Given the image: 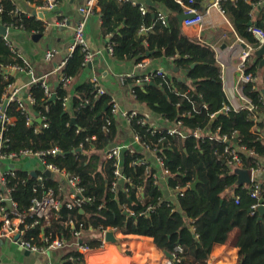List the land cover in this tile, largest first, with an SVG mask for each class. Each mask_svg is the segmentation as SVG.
<instances>
[{
    "label": "trees",
    "instance_id": "16d2710c",
    "mask_svg": "<svg viewBox=\"0 0 264 264\" xmlns=\"http://www.w3.org/2000/svg\"><path fill=\"white\" fill-rule=\"evenodd\" d=\"M153 1L163 2L173 13L167 16L164 23L157 11L154 10V14L149 10L142 13L139 4L131 0H98V4L103 32L112 43L115 58L133 57L138 62L146 57H173L174 63L186 75L185 80L178 75L164 80L154 78L143 85L133 86V90L140 103L157 110L168 121L174 123L180 120L181 128L188 132L187 136L168 134L165 129L151 133L148 124L138 123L137 118L131 119L140 142L149 149L157 150V155L163 159L165 168L169 170L168 184L182 188L177 196L179 208L162 198V192L154 182L153 170L148 168L147 162L138 163L143 160L142 153L138 151H123L121 173L126 178L124 189H110L118 178L111 160L101 159L104 148L113 143L116 134L108 94L96 96L92 81L82 83L75 88L69 112L62 104L66 88L59 79L53 99L37 82L29 87L34 98L31 106L34 117L30 124L26 123L25 114L18 108L17 102L11 101L6 106V114L15 118L4 131L8 138L6 150L18 152L28 148L37 151L58 147L60 152L47 156V161L71 175H77L78 185L83 188L82 195L91 199L82 204V213L80 208L68 209L63 204L54 212L57 219L48 224L40 220L31 226L34 220L28 214L31 200L40 197L49 187L57 190L59 183L54 174L45 175L43 170L37 169L32 174L14 169V175L8 176L7 185L11 187L9 195L18 211L25 214L24 224L28 225L24 229L25 238L39 246L47 245L55 237L56 223L60 227L59 233L65 236L85 228L101 231L114 228L122 233L151 236L159 248L173 250L178 247L181 254L199 258L208 254L213 242H222L229 230L238 226L241 230L237 241L238 264H264V213L260 216L258 211L251 212L250 205L255 202V198L250 196L251 182L243 186L239 182L241 171H237L238 168H244L246 172L257 168L259 158L264 154V118L259 121L257 118L258 113L264 111V69L260 71L258 68L259 59L249 60L250 57L245 61L244 71L257 74L260 78V86L257 85L256 89L251 83L242 86L254 110L224 111L222 107L227 101L214 50L183 35L175 14L183 12L180 4L174 0ZM258 1H220L221 9L231 19L237 34L250 42L253 49L260 44L247 27L251 10ZM198 2L194 0L193 5L198 7ZM0 4L3 23L23 29L35 25L26 15L15 13L13 0H0ZM261 23L257 22V25ZM141 27L148 31H141ZM83 56L80 46L75 47L61 71L65 75L76 76L85 66ZM195 61L198 63L189 68ZM12 62L19 60L12 58L5 39L0 36V63ZM10 82V75L7 78L0 75V99ZM211 114L214 116L211 117ZM38 116L42 118L41 122H37ZM108 118L111 122L105 130L103 125ZM43 123L47 125L43 127ZM196 130L202 133L198 137L194 135ZM205 131L226 135L231 143L243 145L254 154L240 152V166L231 167L224 153L227 143L210 139ZM196 177V189L192 190L189 185ZM138 189H143L145 200ZM2 194L0 188V206L4 204ZM260 196L264 199L263 184H260ZM123 205L128 213H124ZM69 218L76 219L74 229L64 225ZM100 244L101 241L96 243ZM87 246L92 247L93 244L87 243ZM71 255L73 259L66 264H83L81 253L71 252Z\"/></svg>",
    "mask_w": 264,
    "mask_h": 264
},
{
    "label": "crops",
    "instance_id": "0c3cea01",
    "mask_svg": "<svg viewBox=\"0 0 264 264\" xmlns=\"http://www.w3.org/2000/svg\"><path fill=\"white\" fill-rule=\"evenodd\" d=\"M88 1L60 0L53 10L40 11L37 6L41 0H13L17 11L35 22V25L29 29H23L13 24L3 23L0 17V24H3L7 28V33L5 35L0 34V36L5 39V44L8 46L12 58H15L16 61L17 59L19 60V62L12 63H27L35 78L45 79L50 94L52 95L55 93V87L58 83V75L54 69L71 52L70 48L73 43L75 24L81 20H85L84 36L92 56L91 60L85 64L76 76H71L70 84L65 85V96L67 97V105L65 108L69 112L72 110L75 88L82 83H90L95 78L106 94L117 105L115 114H112L110 111L112 120L116 125L115 139L113 143L104 148L101 159H106V152L111 146L116 144L124 146L118 158V166L121 170L124 150L142 153L143 160L141 161L147 162L149 165L148 168L153 170L154 182L162 192V198L174 203L179 208L177 196L181 194L182 188L173 187L168 184L169 170L168 173L165 172L164 163L158 160L152 150L144 148L139 143V140L135 138L136 133L133 130L131 121L129 122L127 120L125 112H130L131 110L137 111L139 115H142L147 120L150 126L156 129L167 130L174 126V123L168 121L157 110H153L146 104L140 103L130 93L131 80L130 82L126 81L122 84L118 77L120 74L129 72L140 74L151 69H162L168 76L178 75L182 80L186 79V75L174 63L173 57H146L138 62L133 57L124 59L115 58L112 52L108 50V37L103 32L98 0L91 2V12L82 13L79 10L80 7L87 6ZM131 1L132 3H138L140 10L143 7L144 12L145 10H149L154 14L153 12L155 10L157 11V15L160 13L165 19L167 16L173 15L170 8L163 2L156 3L153 0H150V2H147V0ZM205 1L199 0L198 7L193 5L194 0L192 3L197 11L203 14L201 25L186 27L180 22L179 25L183 35L207 44L214 50L215 59L217 64H219L222 90L227 101L226 103L234 108L244 106L246 102L242 88L243 83L240 79L239 65L241 63L242 51L246 49L247 45L251 48H253V45L237 34L231 19L223 9L220 8L222 10L221 12V10L213 5V2H208L206 6H203ZM263 10L261 5L253 6L249 22L253 24L262 22L260 25L262 26L264 24ZM141 12L144 13L142 10ZM175 14L177 15L179 13ZM62 20H65L64 24H61ZM141 28L143 32L148 31V29ZM48 51L53 52L49 59L45 56ZM250 57L251 59L249 60L255 59L252 52ZM139 62L145 65L143 67H136ZM175 68L177 69L175 70ZM262 70L260 69V71ZM10 76L12 77L13 86L19 89V98L33 119L34 113L31 108L33 102L28 101V96L30 95L29 87L32 85L30 83L31 74L14 72ZM257 85L260 86V80ZM10 117L12 124L15 118L13 116ZM39 118V116L36 118L37 122H41L42 119L40 118V121H38ZM257 118L258 121L264 118V111L258 113ZM7 168L30 172H35L37 169L42 170L40 161L35 156L17 157L13 160L1 161L0 175ZM240 171L244 172V177L246 176L242 182L244 184L243 186H246L251 181L264 185V154L259 158V163L253 173V177L252 169L246 172L242 168ZM54 177L61 186L59 189L61 200L64 202L71 198L72 194L75 193L74 188L59 174H54ZM124 181L125 179H118L116 185L113 186L112 183L110 189L112 191L124 189ZM138 192L141 198L145 200L143 198V189H138ZM228 192L232 194V190L229 189ZM82 197L84 196L82 195ZM84 198L85 201L88 199L86 197ZM122 207L125 212L127 207L125 205ZM75 208L82 209L81 207ZM53 219H57V215L54 213L49 219L43 221V223L48 224ZM75 222L76 219L69 218L64 225H69L71 229H74ZM59 229L60 227L56 223L54 225V238H61L64 244L57 248H46L45 251H31L20 247L15 240L16 235L12 237L0 236V264H66V261L73 259L71 252L81 253L83 264H238L239 262L237 241L241 230L238 226H234L229 230L222 242H213L209 247L208 254L199 258L191 254L183 255L176 248L173 250L159 248L153 242L151 236L122 233L114 228H108L106 230H114L115 238L118 240L117 242L104 241V233L106 230L101 231L93 228H85L75 230L70 236H65L63 233H59ZM98 241H101L100 245H96ZM87 243H91L93 246L88 247ZM78 244L86 245L88 248L81 249Z\"/></svg>",
    "mask_w": 264,
    "mask_h": 264
},
{
    "label": "built area",
    "instance_id": "2783aa9c",
    "mask_svg": "<svg viewBox=\"0 0 264 264\" xmlns=\"http://www.w3.org/2000/svg\"><path fill=\"white\" fill-rule=\"evenodd\" d=\"M60 0H41V2L38 4L37 8L40 11H48L53 10L56 5L59 3ZM93 0H89L87 2V6L80 7L79 10L82 13H89L91 12V2ZM178 4H180L183 7L184 14H187L188 17L182 19L181 23L183 26H196L201 25L203 21V14L198 12L197 9L192 5L193 0H175ZM220 0H213V5L216 6L219 10L220 8ZM264 0H259L257 3H254V5H258L259 3H263ZM264 4V3H263ZM264 6V5H263ZM141 10L144 12V8L141 7ZM2 12V5L0 4V13ZM15 12H18L17 9ZM222 12V10H221ZM159 18L162 20V22H165V18L162 14L158 13ZM65 20L61 21V24H64ZM84 29H85V20H81L77 22L74 26V37H73V43L71 44V52L76 46H80L81 50L84 53L83 56V64L85 65L91 60L92 53L89 50L87 46V42L84 36ZM247 30L258 40L259 44L264 43V24L262 26H259L257 24L251 23ZM108 50L109 52H112V43L109 40L108 41ZM254 49L250 46H246V49L242 51L241 54V63L239 65L240 70V79L241 82L244 83H251L252 86L256 89L257 83L259 82L260 78L257 74H253L251 72H245V61L250 58L251 52ZM70 52V53H71ZM53 52L48 51L46 52V58L49 59L52 56ZM67 58V57H66ZM66 58L63 59L58 66L55 67L54 71H56L58 75V79L64 84H70L71 82V76L65 75L61 70L63 66L65 65ZM145 64L142 62L137 63L136 67H143ZM14 72H26L31 74V80L30 83L34 84L39 82L40 85L44 88L45 93L47 96H51L48 84L46 83L44 78H35L32 75V71L27 63L20 64V63H8V64H2L0 63V75H2L4 78H7L10 74H13ZM168 77V74L162 70V69H151L146 72H142L140 74H137L135 72H129L126 74H120L119 80L122 84H124L126 81L131 80L130 83V93L135 97V93L133 90V86L135 85H143L147 82H150L154 78H160L162 80L166 79ZM94 88H95V95L98 96L100 94H105L106 92L104 89L98 84L97 80L93 78L92 80ZM4 101L6 103L4 104ZM15 101L18 104V108L24 112L26 117V123H31V117L28 113L27 108L24 106L22 100L19 98V89L18 87L13 86V83L10 82L5 87L4 93L2 98L0 99V162L4 160H13L17 157H24V156H35L39 159L40 164L42 166L43 173L45 170H49L52 174H59L61 177H63L66 182L72 186L75 190V193L72 194L71 198L67 199L66 201H62L61 197L59 195V189L61 188L60 184H58V189L49 187L47 188L40 197L34 198L31 200V204L28 208V214L31 217H34L33 222L30 224L31 226L34 224H37L40 222V220L45 221L49 219V217L60 208L61 205L65 204L66 208L72 209L75 207H81L83 202L85 201V198L82 197L81 191L83 188L78 185L79 178L77 175H71L67 170L60 169L57 167L56 164L47 161V156H55L60 152V149L56 146H52L50 148H46L43 150H37L33 151L31 149H21L18 152L13 151H7V144L6 141H8V138L4 135V131L6 127L12 122L11 117L6 114L5 109L9 102ZM28 101L33 102L34 98L30 94L28 96ZM67 97L64 96L62 99V104L64 107L67 105ZM245 102L246 104L244 106H239L238 108H234L228 103L223 104L222 109L224 111H228L230 109L232 110H239L246 108L250 111L254 110V105L252 104L251 100L245 95ZM111 113L115 114L116 112V102L111 98ZM203 107L205 105L203 104ZM125 116L127 120L130 122L132 118H137V122L140 124H148V127L151 131V133H155L157 131L156 128L150 126V124L147 122V120L141 115L139 116V113L137 111L131 110L130 112H125ZM214 115L211 114V117ZM42 119V118H41ZM111 120L108 118L105 120V123L103 125V129L107 130L108 126L110 124ZM47 124L43 123L42 126L45 127ZM168 134H175L180 137L187 136L188 132L183 130L181 128V121L176 120L174 122V126L167 129ZM202 133L200 130H196L194 132V135L196 137L200 136ZM205 135L208 136L210 139H220L222 141H225L227 143V146L224 148V153L227 158V164L231 167H237L240 166V156L239 153L242 151H245L249 154H254V151L247 150L243 145H238L236 143H231L230 140L226 135H218L216 133L205 131ZM135 138L139 140V136L135 134ZM139 143L146 149H149L148 146L142 144L139 140ZM124 146L122 145H113L111 146L108 151L106 152V158L108 160H111L112 164L114 165V174L118 179L126 178L121 173V170L119 169V155L121 153V150ZM152 150L158 160L163 163V159L157 155V150L155 149H149ZM138 163H145L144 161H138ZM252 169V177L253 173L256 168ZM165 172L168 173V170L164 168ZM14 175V169L7 168L2 172L0 175V188H2L3 194L1 196V200L4 201V204L0 206V236H15L18 234V238L15 239L16 242L19 244L20 247L26 248L31 251H45L46 248H57L61 247L64 242L61 238H54L52 241L47 243V245L39 246L37 244L32 243L30 240L25 238V231L24 229L28 227L27 224H24V217L25 214H22L20 211H18L15 202L10 197L9 193L11 192V187L7 185L8 182V176ZM39 179H41V175L38 176ZM117 181L113 182V186H115ZM250 196L252 198H255V202L250 205L251 212L257 211V207L259 205H264V199L260 196V184L254 181H251V190H250ZM89 199V198H88ZM8 200H10V204H8ZM236 202H238V197H236ZM127 212V210H125ZM128 213V212H127ZM23 225V227L21 226ZM82 225V224H80ZM45 241H48L46 237H44ZM78 246L81 249H87L88 247L86 245L78 244ZM176 250L180 251V249L177 247ZM172 264V263H170Z\"/></svg>",
    "mask_w": 264,
    "mask_h": 264
},
{
    "label": "water",
    "instance_id": "95a60500",
    "mask_svg": "<svg viewBox=\"0 0 264 264\" xmlns=\"http://www.w3.org/2000/svg\"><path fill=\"white\" fill-rule=\"evenodd\" d=\"M147 2H150V0H147ZM208 2H213V0H206L204 5L203 6H206ZM188 15L187 14H184V13H179L177 14V18L179 20V22L181 23L182 19L184 18H187ZM251 24V22H249V25ZM7 33V28L6 26H4L3 24H0V34L2 35H5ZM252 54L253 56L256 58V59H259L258 61V68L259 69H264V43L260 44V46L256 49H254L252 51ZM197 62H192L189 66V68H192ZM177 68H175L176 70ZM264 92V91H263ZM55 97V94H52L50 96V99H53ZM6 103V101H4V104ZM38 121H40V118L38 119ZM73 121V119H72ZM76 150H79V148H76ZM237 171L240 172V169L238 168ZM33 174V172H32ZM44 174L45 175H51L52 173L49 171V170H45L44 171ZM244 175V172H241L239 174V182L242 183L243 182V179L246 177L243 176ZM248 179V178H247ZM198 182V178L196 177V179L191 183L190 185V188L192 190H195L196 189V184ZM2 190V188H1ZM8 204H10V200L7 201ZM81 212H83V209H80ZM257 211H258V214L261 216L263 213H264V205H259L257 207ZM124 213H127L126 211ZM18 238V234H16L15 236V239ZM104 241H107V242H117L118 240L115 238V232L114 230L112 229H109V230H106L105 233H104Z\"/></svg>",
    "mask_w": 264,
    "mask_h": 264
},
{
    "label": "bare ground",
    "instance_id": "6f19581e",
    "mask_svg": "<svg viewBox=\"0 0 264 264\" xmlns=\"http://www.w3.org/2000/svg\"><path fill=\"white\" fill-rule=\"evenodd\" d=\"M258 5H261V6L263 7V9H264V6H263L264 4H263V3H259ZM263 11H264V10H263ZM263 13H264V12H263Z\"/></svg>",
    "mask_w": 264,
    "mask_h": 264
}]
</instances>
